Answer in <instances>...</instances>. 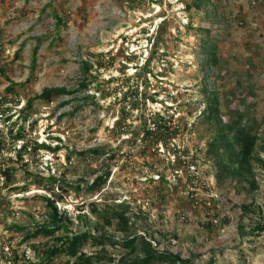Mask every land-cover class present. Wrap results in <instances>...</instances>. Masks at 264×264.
<instances>
[{"label": "rangeland", "instance_id": "rangeland-1", "mask_svg": "<svg viewBox=\"0 0 264 264\" xmlns=\"http://www.w3.org/2000/svg\"><path fill=\"white\" fill-rule=\"evenodd\" d=\"M0 111V264L143 254L89 238L45 261L85 230L264 264V0H0ZM240 116L252 169L218 177Z\"/></svg>", "mask_w": 264, "mask_h": 264}, {"label": "trees", "instance_id": "trees-1", "mask_svg": "<svg viewBox=\"0 0 264 264\" xmlns=\"http://www.w3.org/2000/svg\"><path fill=\"white\" fill-rule=\"evenodd\" d=\"M212 55L214 57L215 53ZM65 91V87L55 86L43 90L40 94H38V96L46 99H52L55 95L61 94ZM32 100V98H29L27 105H29ZM214 109H217L216 105L213 106L212 111ZM242 122L243 117L241 116L238 120L229 121L220 129L218 136L210 143L211 146L216 148V163L220 170L218 177H220V174H222L223 171L229 172L230 175L247 177V172L252 169L251 161L256 144V135L246 126V124L244 125ZM253 183L255 184V182ZM241 205L243 206L244 204ZM115 215L121 218L124 214L123 211H116ZM54 216H56V214ZM60 227L61 224H45L40 226L39 231L49 234L53 233ZM259 227L264 228V223ZM89 238L97 244H104L107 242L116 244L117 242H122L123 245L130 250L136 251L137 248L143 250V254L135 256L130 261V264H153L162 261H169L170 264H194L177 252H173L172 250L157 249L153 245L152 241L144 235L127 237L121 240L116 235L94 233L91 230H85L78 232L73 236H68L66 243L61 246L54 247L48 252L45 261L54 256L56 253H60L67 249L77 251L78 247ZM85 259H88V257Z\"/></svg>", "mask_w": 264, "mask_h": 264}, {"label": "built area", "instance_id": "built-area-1", "mask_svg": "<svg viewBox=\"0 0 264 264\" xmlns=\"http://www.w3.org/2000/svg\"><path fill=\"white\" fill-rule=\"evenodd\" d=\"M1 116H3V112H2V111H0V117H1Z\"/></svg>", "mask_w": 264, "mask_h": 264}]
</instances>
